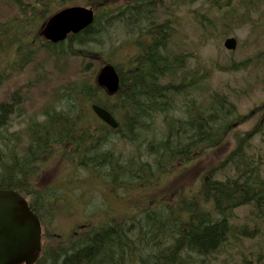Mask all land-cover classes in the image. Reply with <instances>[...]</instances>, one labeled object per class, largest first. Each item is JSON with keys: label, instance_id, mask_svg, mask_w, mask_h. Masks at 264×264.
<instances>
[{"label": "trees", "instance_id": "16d2710c", "mask_svg": "<svg viewBox=\"0 0 264 264\" xmlns=\"http://www.w3.org/2000/svg\"><path fill=\"white\" fill-rule=\"evenodd\" d=\"M67 1L73 6H83L74 0H31L23 7L21 18L5 22L12 35L11 49L3 67L18 71L43 50L55 60L77 56L82 51L83 67L89 69L91 64L87 59L91 58L84 55H92L96 49L81 48L89 44L102 45L111 29L125 30L129 25L133 30L134 26H139V31L148 37L129 62L127 72L115 69L122 78L118 94H109L100 88L94 81L96 73L92 80L91 77L80 78L57 93L56 103L42 110L38 119L20 132H12L10 144L5 133H9L13 120L22 117V103L17 99L0 103V189L18 192L43 226L36 205L45 199L40 198L33 184L41 159H70L74 168L96 171L110 183L126 186V181L134 185L156 173H163L166 178L173 167L176 173L195 162L203 151L219 148L226 138L228 124L242 127L247 120L227 96L212 92L210 102L205 101L204 105L193 98L199 92L196 87L203 74L191 70L184 73L185 58L174 54L175 36L170 28L154 25L153 29H148L147 24L150 22L152 27L163 9L151 7L158 0H139L132 6L124 4L117 8L94 5L86 0L89 5L83 7L92 8L95 16L92 25L82 32L69 34L64 42L57 44L45 40L38 32L27 38V29L33 28L36 18L46 20L51 12L67 7L63 4ZM3 38L4 33L0 44H7ZM3 79L2 71L0 81ZM104 98L118 105L122 117H114L117 128H95L90 132L76 123L79 111H84L83 116H95L91 104L112 110L105 105ZM182 99L187 101L182 103ZM158 118L162 123L159 131L155 127ZM237 134L231 135L236 145L221 165V168L231 167L235 179H202L199 189L188 197L171 206L156 198L158 210L152 206L139 209V217L119 221L104 217L98 225L92 226L84 221L77 228V234L74 232L55 245L43 247L34 264H208V258L235 235L246 239L261 236L255 223L251 227L231 224L234 209L243 206L251 208L252 220L264 221V177H260L259 166L246 154L245 143L238 140ZM124 138L134 142L133 153L129 155L135 163L133 167H122L123 154L113 147L117 140ZM138 138L143 141V153L137 147L141 143L137 145L134 140ZM185 162L183 166L178 165ZM174 205L183 206L171 211L169 208ZM44 207L39 205L41 213ZM53 211L46 206V214L51 215ZM52 225L55 222H50L49 226ZM259 256H256V264L260 263ZM250 263L242 260V264Z\"/></svg>", "mask_w": 264, "mask_h": 264}, {"label": "rangeland", "instance_id": "374dc122", "mask_svg": "<svg viewBox=\"0 0 264 264\" xmlns=\"http://www.w3.org/2000/svg\"><path fill=\"white\" fill-rule=\"evenodd\" d=\"M125 1L111 0V4H105L98 0H90L91 4L111 8L121 7ZM30 2L31 0H0V36L4 33L3 39L7 43L0 44V69L11 49L12 33L5 22L13 18H21V9L29 5ZM173 5L176 6L173 7ZM151 7L163 9L156 23L152 22V27H150V22L147 24L148 29H153L154 25H162L174 32V54L185 58L183 60L186 64L184 73H187L188 68L206 71L196 87V91L199 92L193 98L210 102L212 92L222 93L235 104L241 115L251 117L250 121L242 127L229 126L228 124L225 128L227 132L224 139L225 145L213 152L203 151L205 155L197 163L183 169L176 177L173 167V171L166 178L165 174L156 173L152 176H145L142 181L134 185H128L124 181L126 186H121L110 183L106 178L102 179L99 174L90 171L80 168L72 170L65 161L46 163L40 171L38 170L33 184L41 195L40 198L44 197L45 199L42 203L37 202L36 205L44 225L49 226L50 222H55V225L45 228L47 237L44 238L48 247L55 245L74 232L77 234V228L84 221L88 222V226H92L98 225L104 217L117 221L139 217V211L130 212V209L134 203L144 201L150 193H157L160 190L169 192L183 190L182 196L188 197L190 188L196 189L200 178L216 165L219 171L209 175L207 181L209 178L213 181H224L227 177L231 178L234 175L231 167L221 168V165L226 154L236 145L233 139L228 138L234 132L238 133V140L245 143L246 154L253 157L255 164L259 166L260 177H264V132L251 141L248 132L264 114V0H158ZM61 9L51 12L49 17ZM125 28L127 29H117L116 31L111 29L109 40L107 41L108 38L102 40V42L107 41L103 47L102 45L98 46L99 44L95 46L89 44V46L81 48V50L100 48L104 53L101 57L84 55L86 58H91L87 59L91 66L89 72L80 74L77 79H88L92 76V80L95 73L93 71L101 65L100 62L103 63V60L115 66L120 63L122 70L129 66L128 63L124 65L122 62L137 53L136 38L143 40L148 36L145 32L139 31V26H134L133 30L129 25H126ZM38 34L40 35V32ZM229 38L236 41V48L232 52L223 48L225 40ZM80 64L83 66L79 58L71 56L55 60L43 50H39L26 67H21L18 71L11 72L9 69L3 71L4 79L0 85V103L17 99L22 103L23 112L20 119L12 121L13 123L8 128L9 133H5L6 139L9 140L8 144L12 142V132H20L30 122L38 119L42 110L49 109L51 104L56 103V94L72 84L73 75L79 69ZM52 101L55 102L52 103ZM186 101V99H182V103ZM165 102L164 99L163 103ZM177 106L179 108L181 104L178 103ZM116 111H118L117 106ZM83 114L84 111H79L77 116L82 118ZM50 116L53 115L50 114ZM263 122L264 118L262 119L264 127ZM155 127L158 131L162 128L159 118L155 120ZM134 140L137 145L139 142L141 143L137 147L143 153L141 138ZM113 147L115 151L123 154L120 160L123 162L122 167L135 165L129 157L133 153L132 145L117 140ZM185 164L186 162L178 165ZM141 167L139 164L138 168ZM172 178L174 179L171 182ZM103 181L108 184L107 187ZM64 185L66 188H63ZM164 200L168 203L170 201L168 197H165ZM177 201L178 198L175 197L174 203ZM40 204L45 206L43 213L39 209ZM144 204L147 205L146 209L152 206V209L158 210L155 202H145ZM46 206L58 209L60 218L56 221L47 219L45 216ZM182 206L178 207L182 208ZM178 207L174 205L169 209L175 211ZM121 211H127V213ZM163 211L168 212L167 209H163ZM127 214L131 217H124ZM250 215V207L243 206L234 209L232 226L241 224L251 227L255 223L260 229L261 236L245 240L246 238L235 235L218 254L216 253L217 255L215 254L216 263L213 264H221L223 261L229 264H242V260L256 264L257 255H260L259 264H264V221L252 220ZM51 233L56 235V239L55 237L51 238ZM212 257L210 256L208 260Z\"/></svg>", "mask_w": 264, "mask_h": 264}, {"label": "water", "instance_id": "95a60500", "mask_svg": "<svg viewBox=\"0 0 264 264\" xmlns=\"http://www.w3.org/2000/svg\"><path fill=\"white\" fill-rule=\"evenodd\" d=\"M74 11L81 14L79 20L66 21L64 18ZM64 18L49 19L43 30V35L50 37L52 41H57L63 39L70 30L77 33L91 22V13L71 8L65 13ZM225 47L232 49L234 43L228 41ZM98 83L104 86L109 93H114L118 87V78L114 70L106 66L98 74ZM97 115L112 127L114 126L107 113L98 111ZM16 210L25 211V202L13 192L0 191V264L29 263L26 259L29 252H38L39 250V240L31 238V234H39L37 221L12 218V214Z\"/></svg>", "mask_w": 264, "mask_h": 264}, {"label": "bare ground", "instance_id": "6f19581e", "mask_svg": "<svg viewBox=\"0 0 264 264\" xmlns=\"http://www.w3.org/2000/svg\"><path fill=\"white\" fill-rule=\"evenodd\" d=\"M73 8H78V9H81V10H84V11H87V12L91 13V22L86 27H84L82 29V31H83L84 29H86L87 27H89L93 23L95 13H94V11L91 8L87 9L86 7H83V6H74ZM69 9H71V8L65 7V8L61 9L60 11L54 13L52 16H50L46 20H49V19H51L53 17L64 18L65 13ZM80 16H81V14L79 12L74 11V12H71L70 15L67 18H64V19H66V21H68V22H74V21L79 20ZM69 34H78V33H75L74 31L70 30L69 32L66 33V35L64 36L63 39L57 40V41H52L50 39V37H46L45 35H43V33L40 32V35L45 40H47V41H49V42H51L53 44H57V43H60V42L64 41L69 36ZM228 41H232L234 43V47L232 48V50H235L236 41L233 38L226 39L223 45L226 46V43ZM95 82L100 88L104 89L106 92L109 93V91L104 86H102V85H100L98 83V75L97 74L95 76ZM109 94H113V93H109ZM91 110H92V112L94 113L95 116L97 115L98 111H102L104 113H107L111 117V120H112V122L114 124V126L110 127V128H113V129L117 128L116 120L114 119V117L108 111H106L105 109H103V108H101L100 106H97V105H92L91 106ZM23 200L25 202V211H17V210L14 211L13 214H12V218H20L23 221L33 219V220L37 221L40 224V222H39L38 218L35 216L34 212L30 211L26 200L24 198H23ZM31 238L35 239V240H40L41 239V234H31ZM40 253H41V251L40 252L30 251L29 254L26 256V259L29 261V263L23 262L22 264H34L38 260V258L40 256Z\"/></svg>", "mask_w": 264, "mask_h": 264}]
</instances>
